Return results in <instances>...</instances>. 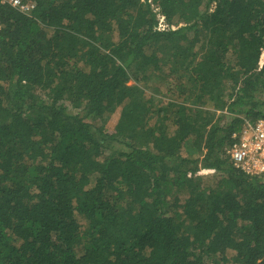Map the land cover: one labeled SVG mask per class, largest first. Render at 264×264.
Segmentation results:
<instances>
[{
  "label": "trees",
  "instance_id": "obj_1",
  "mask_svg": "<svg viewBox=\"0 0 264 264\" xmlns=\"http://www.w3.org/2000/svg\"><path fill=\"white\" fill-rule=\"evenodd\" d=\"M34 1L0 5V264H264L227 154L264 119V0Z\"/></svg>",
  "mask_w": 264,
  "mask_h": 264
},
{
  "label": "built area",
  "instance_id": "obj_2",
  "mask_svg": "<svg viewBox=\"0 0 264 264\" xmlns=\"http://www.w3.org/2000/svg\"><path fill=\"white\" fill-rule=\"evenodd\" d=\"M0 5L10 6L26 16H31L36 8L34 0H0ZM160 27L166 28L163 20H160ZM233 139L234 143L227 151L233 166L264 182V119L244 120Z\"/></svg>",
  "mask_w": 264,
  "mask_h": 264
},
{
  "label": "rangeland",
  "instance_id": "obj_3",
  "mask_svg": "<svg viewBox=\"0 0 264 264\" xmlns=\"http://www.w3.org/2000/svg\"><path fill=\"white\" fill-rule=\"evenodd\" d=\"M135 84H136L135 81H132V82H130L129 85H135ZM166 87H167L166 85L161 87V88L159 87V85L151 86L149 89L145 90V95H146V97L155 96L158 98L157 100L160 99V100L166 102L168 100L167 98L158 95L160 92H161V95L166 94L167 93ZM214 179H215V177L213 176V172L206 173V175L204 176V180H205L206 184H212Z\"/></svg>",
  "mask_w": 264,
  "mask_h": 264
}]
</instances>
